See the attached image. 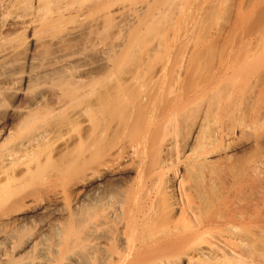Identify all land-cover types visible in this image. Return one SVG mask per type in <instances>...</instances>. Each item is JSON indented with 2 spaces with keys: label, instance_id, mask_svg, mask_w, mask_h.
Returning a JSON list of instances; mask_svg holds the SVG:
<instances>
[{
  "label": "rangeland",
  "instance_id": "rangeland-1",
  "mask_svg": "<svg viewBox=\"0 0 264 264\" xmlns=\"http://www.w3.org/2000/svg\"><path fill=\"white\" fill-rule=\"evenodd\" d=\"M177 3L181 6L177 7ZM251 41L254 44H257L256 41L264 43V0H175L174 4L173 0H0V148L4 142L6 144V139L11 146L19 140H14L17 136L23 138L25 133H28L25 137L29 135L36 123L46 124L53 118L51 124L47 122L52 127L44 125L49 131V134L46 132V145L30 144L41 148L35 147L40 150L34 151L39 155L34 154L36 157H33L29 154L33 150L25 149L29 162L37 159V163L33 161L30 165L27 158L24 160V151L21 150L23 155H17L22 161V165L18 161L22 171L17 162L8 170L10 174L12 172V182L9 183L12 186L8 184L3 191L5 196L0 201V216L7 213L11 218L4 216L7 218L3 220L5 223L0 221V264H22L27 259H33L35 249L27 246V241L50 234L55 223L67 219L66 214L80 213L76 214L80 217L81 213L89 211L91 203L88 195L97 194L104 198L120 190H129L141 198H137L142 200L140 204L143 202L141 214L145 212L142 214L145 218V215L150 216L153 224L157 223L152 230H164L167 226L180 228L185 224V216L181 213L184 201L181 198L183 190L190 189V186L194 190L186 192L191 195L193 191L192 194L197 195V198L191 196L194 203L203 191L205 197L219 208L220 204L222 207L228 205L227 202L233 206L231 209L236 210L235 205L239 210H253L258 205L263 213L264 203L259 201L263 196L259 197L256 192H247L244 201L239 203L234 202L233 190L231 197L229 193V198L225 200L216 199L224 187L223 195L227 194L223 174H220L223 180L217 174L210 182L205 162L203 171L199 164L200 172H194L197 168L193 167H197L198 162L192 157L190 162L186 154L192 152L194 156V149L207 144L206 139L209 138H213L216 148L212 139L207 145L220 151L214 154L213 150V156L208 154L211 161L206 162L210 165L214 162V168L219 164L226 165L225 149L229 151L227 154L234 152L242 158L254 153L255 135L241 133L243 125L251 123L259 125V133L264 131V99L255 100L254 93L261 88L264 90V69L259 70L257 83L252 80L255 82H250L227 104L222 112L224 118H218L217 111L212 109L208 112V120L202 121L199 106L191 105L186 122L175 127L169 123L166 109L183 91H208L204 86H210L209 79L225 69V61L231 63V58H236L238 52L240 56L246 53L245 46ZM161 43L164 45H160L162 48L158 47ZM129 47L137 48V51L136 48L133 50L134 55L137 52L135 56L140 58L139 62L136 58L137 65L132 50H127ZM126 50L132 54V66L131 62L126 67L122 66V62L121 65L118 63L125 57L122 55ZM228 50L232 52V57H227L230 61L226 58ZM256 54L261 60V53ZM140 69L143 71L139 77L135 73ZM109 78H112L110 83ZM205 79L208 80L203 81ZM223 86L219 84V87ZM247 88H251L249 93ZM216 91L225 90L219 88ZM35 118H38L37 121ZM27 119L31 122L29 125L34 124L29 126L32 127L29 131V127L26 128ZM40 123L39 126L43 125ZM218 126L227 129L222 130L221 138ZM228 131L232 132L233 137H230L233 140L238 143L243 141L241 143L245 145L237 143L236 150H229L226 147L228 144L225 145L227 139H222L223 133ZM263 134L256 135L263 137ZM215 135L219 140L214 139ZM243 135L251 137L250 142L255 143L252 145L247 140L249 138ZM202 139L206 142L202 143ZM258 141L264 144V137ZM207 145H204L206 149ZM190 146L195 148L190 149ZM7 148L10 147L6 145L2 151ZM209 148L207 152L211 151ZM183 158L186 160L183 164L189 161L188 167L193 168L188 174L185 172L190 169L186 171V163H181ZM23 164L32 166L31 172L28 168L23 174ZM90 168L99 170L98 175L103 177L97 181L100 184L70 187L80 178V172ZM16 170L19 171L16 173ZM20 172L22 174H18ZM26 172L31 173L27 179ZM20 175L24 180L17 179ZM196 188L199 193L198 190L196 193ZM63 189L68 191L63 194ZM249 194H254L255 199ZM255 195L260 198L258 201ZM212 214L215 213L208 212L204 216L209 218ZM192 217L191 221L185 219L191 224V230L180 232L178 241L176 237L168 242L160 240L158 243L161 244L153 246L157 253L152 254L153 257L146 255L138 264H164L159 262L162 260L166 261L165 264H252L250 260L245 261L247 258L239 248L236 249L235 245L230 247L236 239L230 243L226 236L221 235L222 230L210 228L213 233L207 228L205 235L201 231L195 232L193 214ZM109 229L112 232L107 230L105 234L109 248L123 252L125 244L120 240L116 226L113 224ZM203 237L206 240L203 241ZM169 247H172L170 252ZM234 257L242 260L235 258L233 262ZM90 260L92 264H97L95 259Z\"/></svg>",
  "mask_w": 264,
  "mask_h": 264
},
{
  "label": "bare ground",
  "instance_id": "bare-ground-1",
  "mask_svg": "<svg viewBox=\"0 0 264 264\" xmlns=\"http://www.w3.org/2000/svg\"><path fill=\"white\" fill-rule=\"evenodd\" d=\"M174 2H175V0H173V4H174ZM176 6L180 7L181 4L177 3ZM163 18H164V16H163ZM136 42H137V40H136ZM256 42H257V44H254V42L251 41L245 46L246 51H247L246 53L245 52L241 53L242 49L239 48L242 57L240 56V54L238 52L236 58H235V56H233L234 58H231L232 52L230 51V53H229V50L227 52L225 51L227 53L226 58L229 57L228 55H231L230 58L232 60L227 58V60H229V61L231 60L230 61L231 63H229L228 61L227 62L225 61L226 63L224 62V64L225 65L227 64L226 65L227 68L225 67V69L219 75H216V77H212L211 80L209 79L208 85L210 84V86H208V87H207V85L204 86V89H209L208 91H185V92L183 91V92H181V94L183 93L182 96H180L181 94L178 95L180 97V99L178 96H176L172 100L174 102H172V104H169L168 108H166L167 114H168V120H169V123L171 124V126H175V127L178 126L179 127V125H183V123L186 122V120L188 118L187 112H188L189 108H191V105L192 106H196V105L199 106L198 112L201 115L200 118L202 121L208 120V118H209L208 112H210L212 109H215L217 111L216 115L218 116V118H224L222 112L225 110V107L227 106V104H229L232 101V99L235 95H238V92L244 91V88L247 87V85L250 84V82H252V80L255 79L256 83H257V79H258L257 75L260 72L259 70L264 69V43L258 42V41H256ZM162 44L163 43L159 44L158 47L162 48L161 46H164ZM133 46H135V45H133ZM227 46L228 45H225V48L229 49V47H227ZM155 47H157V45H155ZM132 48L129 47L127 50H132V53H133V50L136 47L133 49ZM160 48H157V49H160ZM127 50L124 52L125 54L123 53V55H122V56L125 55V57H123L121 59L122 61L118 62V63H120V65L122 62V66L125 65V67L130 62H131V66L134 64L133 60L132 61L130 60L132 54L129 51L127 52ZM135 50L137 51V48ZM216 50H217V48H216ZM256 52L261 53V55H262L261 60L258 58ZM136 53H135V55H136ZM223 54H225V53H223ZM135 55L133 53L132 57L135 58V65H137L138 63H136V58L138 59V57ZM138 55H140V54H138ZM239 57H241V58H239ZM139 60H140V58L138 59L137 62H139ZM132 62H133V64H132ZM118 63H117V65H118ZM123 63H125V64H123ZM228 64H230V65H228ZM129 65H127V66H129ZM120 69H121V67H120ZM141 70L143 71V69H140V71L135 73V75L137 74V76L140 77L141 73H142ZM119 74H121V73H119ZM137 76H133V77H137ZM111 79L109 80L108 83H110V81H112ZM134 79H137V78H134ZM206 80H208V79H205L203 81H206ZM253 82H255V81H253ZM253 82L251 84H253ZM204 83L207 84V82H204ZM256 83H255V85H256ZM219 84L224 85V86L219 87ZM219 88H224L225 91H216ZM250 90H251V88H250ZM250 90L248 89L246 91H248V93H249ZM261 90H262V88L260 89V91L254 92L256 94V95L254 94L255 100L264 99V90H262V91ZM251 92H253V91H251ZM169 93L171 95L173 94V92H171V91ZM179 93H180V91H179ZM177 94H178V91H177ZM218 94L220 95V97L218 96ZM251 94L253 96V93H251ZM171 95H170V97H171ZM168 98H169V96H168ZM175 100H178V101L175 102ZM169 101L170 100H168V102ZM70 102H72V101L70 100ZM73 102H76V101L73 100ZM70 105H71V103L69 104V106ZM73 105H72V107H73ZM74 106H75V109L78 108L76 105H74ZM72 107H70V108H72ZM72 109L74 110V108H72ZM73 110H72V112H73ZM78 110H79V108H78ZM199 113H197V114H199ZM42 116H41V118L43 119L44 116L43 117ZM37 119H36V121H37ZM45 119L46 118H44V120ZM198 119H199V117H198ZM47 120L48 119H46V121ZM49 120L51 122H49V121H47V122L51 124L53 118H52V120L51 119H49ZM32 121L36 122L35 120H32ZM222 121L220 123H222ZM26 122H28V119ZM47 122H46V124H43L42 122L41 123L38 122V123H36L37 124L36 127H33L34 124L29 125L31 122L26 123L28 125V126L26 125L27 126L26 128H28L29 126H32L34 128L33 129L32 127H29L28 131L31 130V128H32V130L29 132V135H27L25 137V135L28 133L24 132L25 134L23 135L24 136L23 138H21L22 136L20 135L21 139L19 138V136H17L15 139L12 137L14 140H16V139H19V140H16V142L13 144L11 143L12 144L11 146L9 145L10 143L7 144L8 143L7 141H9V140L6 139L5 140L6 144L4 142L3 147L6 148V145H7V147H10V148L5 149L4 151H2L3 147L0 148V150H1L0 180L2 179L1 180L2 183H0V201L2 199V196H5L3 194V191L8 186V184L12 182L11 181L12 172L10 174L9 173L10 171L8 172V170H10V168L13 167V165L16 162H17V166L22 165L21 164L22 161L21 162L19 161V160H21V158H20V156H18L19 154L20 155L22 154L20 151L21 150L24 151V157H25V153H26L25 149L26 148L29 151L33 150L32 151L33 153L29 152L28 150L27 151L29 152V154L30 153L33 154V157H34L35 156L34 154H36V156L39 155L36 152H39L40 150L37 151L38 149H35V147H37V146L34 147L30 144L41 143V147L43 144H44L43 146L46 145L44 142H45V138L47 136L46 132L48 131V129L46 130L44 125H46L47 128H48V125H50ZM39 123L43 124V125L39 126L38 125ZM55 124L58 125L57 121L55 122ZM56 125L54 127H56ZM50 127H52V126L50 125ZM217 129L220 130L221 128H219V126H218ZM224 129H226V128H224ZM224 129L222 127L221 132L219 130H217L220 132V133L218 132L220 134V135L218 134L220 136V138L222 135L221 133L224 131ZM216 130H215V133L217 135ZM228 130H230V128ZM231 131H232V129H231ZM231 131L230 132L228 131V133L224 132L225 134L223 133L222 139H227V143H225V145L228 144L226 147L229 150L232 148H233V150L234 149L236 150V148H238V147H236V144L238 142H236L235 139H234L235 140L234 141L231 138V137H233V135L231 136L233 131L232 132ZM261 131L264 132L263 130H261ZM262 132L259 133V125L256 123L246 124L245 126L243 125V129H242L241 134H247V135H250L252 137H254L253 135H255L254 140L256 142V148H255L256 150L254 149L255 151H254V153H252L250 155L251 157L250 156L247 158H242V156L237 157V155L234 152H233V154L229 155L231 152L227 154V152H229V151L226 152V149H225L224 152L226 153L225 155H227V156L224 155V157H226L228 161L230 159H232L231 162L227 161L226 165L223 163L224 165L222 164V166H220V164H219V166L217 168H214L215 167V166L213 167L214 162L211 163L212 165H210V163H207L208 160L211 161V159L209 158L210 155H208V154H211V155L213 153L216 154V151L218 149H215L216 144H215V141L213 140V138H211L213 140L212 143L214 142L215 145L214 144H212V145H214L215 148H213L214 146H208L207 145L209 143L208 140H211L209 138V139H206L207 144L203 143V142H206L204 139H202V140H204V141H202V143H203V146L204 145L208 146L207 149H210L209 147H211V151L209 150V152H207L208 150L205 148V146L203 147V146L198 145L199 143H201V142H199L197 144L198 147L200 146L199 148H197V147L195 148L193 146H192L193 148H191V146H190V149L195 148L194 152H193L194 156H195V154H197V151L200 154L198 153V155H196L194 157V156H192V152L188 151L190 154L189 153L186 154L187 158H186V156H184V158L188 159L189 161L192 158H193L192 160H194V158H195V162H198L197 167H193V168H197V169H194V172H198L199 171L198 169H200L201 166H202V171H203V163L205 162L204 164H206V165H204V166H206V168H207L206 172H209L208 174H209L210 182L213 180V176H215L217 174H219V176H220V174H223V176L225 178V183L227 184L226 191H225V192H227V194L225 193V195H223L225 187L224 188L222 187L223 188L221 191L222 193H220L221 195H219V196L217 195L216 199L225 200L226 197L229 198V193H231V195H230V197H231L232 196L231 191L233 190V196L235 197L234 202L239 203L240 201H244L243 197H245L247 192L250 191V193L256 192L257 195L259 194V197L262 194L263 197L261 199L257 198L256 195H255V197L257 198L256 199L257 201L260 199L259 201L262 200L261 202L264 203V144H261V142L258 141V140H260V138L262 139L264 137V134H263V137H260ZM257 133L260 136L256 135ZM48 134H49V131H48ZM251 134H253V135H251ZM216 135H215L214 139L216 138V141H217L218 135L217 136ZM11 136H12V134H10L9 137L11 138ZM198 137H200V136L198 135ZM244 137H247V136H244ZM196 138H194V141L196 140ZM247 138H249V137H247ZM256 138H259V139L257 140ZM47 139H49V138H47ZM250 139H251V137L247 140L250 142ZM11 141H13V140H10V142ZM239 141H241V140H239ZM46 142H47V144H49V140H46ZM241 142H243V141H241ZM241 142H239V143H241ZM249 142L247 144H249ZM255 142H252L251 144L253 145ZM218 143L220 144L221 142H218ZM239 145H237V146H239ZM241 145L244 146L245 144L241 143ZM29 146H32L31 147L32 149ZM201 147H203L205 149H202ZM234 147H236V148H234ZM240 147H242V146H240ZM254 147H255V145H254ZM37 148L41 149L39 146ZM197 149L201 150L203 153ZM35 150H36V152H34ZM45 150L46 149H44L43 151H45ZM134 150H135V148H134ZM213 150H215V151L212 153ZM221 150H224V149L221 148ZM219 153H220V151H219ZM33 157L31 156V159ZM26 158H27V162H29L28 159H30V157L28 158V155H27L24 158V160ZM184 158H183V160H181L182 164L185 160ZM207 158H209V159H207ZM228 158H230V159H228ZM18 161L20 162L21 165L18 164ZM33 161L36 162L38 160L37 159L31 160V162H29V164L32 165ZM189 161H187L188 163L185 162L186 163V164L184 163L185 165L183 164L184 166L187 165L186 171H188V168L190 169V167H188V166H190L189 163L191 161L190 162ZM222 161H224V160H222ZM192 163L194 164V162H192ZM24 164L28 165L27 163H24ZM24 164H23V167L25 168L26 166H24ZM193 164H192V166L195 165V164L194 165ZM199 164H201V166ZM198 165L200 166V168H198ZM30 167H32V166H29V167L27 166L25 169L23 168V174H24V171L28 170V168H29V171L31 172ZM14 168L18 169L16 166H14ZM193 168H191V169H193ZM20 169L22 171V166ZM90 169H88V170L85 169V171L80 172L79 173L80 178L77 180V182L75 181L73 184H71L70 187L74 188V186L77 184L82 185V187H88L94 183L100 184L97 181H101L103 179V177H100V175H98L99 170L96 171L94 168H92L91 170ZM182 169H185V168L183 167ZM191 169L188 172H185V171L184 172L188 174L190 171H192ZM195 170H197V171H195ZM18 171L19 170H16V173ZM18 174H22V173L20 172ZM30 174L27 173L28 176L26 177V175H25V177H26L25 179H27L30 176ZM20 176H21V178H20ZM20 176L17 177V179L18 178L20 179L19 181H21V179L23 178V175H20ZM223 176H220L221 180H223L222 179ZM15 178H16V175H15ZM183 179H185V178H183ZM183 179H182V181H184ZM22 180H24V179H22ZM17 182H18V180H17ZM222 182L224 183V181H222ZM182 183H184L183 185H185V182H182ZM9 185L12 186V184H9ZM153 185H156V184H153ZM184 187L186 188V186H184ZM191 187L192 186H190V189L187 187L189 190L188 189L183 190L184 194L182 193V197L184 198V200H183V198H181L182 201H184L182 203L181 213L183 212V215L185 216V218H183L184 219L183 222H185V224L180 228L177 227L178 229L174 228V227L169 228L170 226H167V228H168V229L166 228L167 230L166 229H164V230L163 229L162 230H157V229L152 230V228H155L154 224H157V223L153 224V222L151 220L152 218L150 216L145 215L147 217V218H145L144 215H142V214H145V212L141 214V210H142L141 208L143 207V206L141 207V204L143 202L140 204L139 202H141L142 200H137L138 197H136L135 194H132L129 190H120L116 194L108 195V196H105L104 198L98 197L97 194L88 195L87 199L91 203L90 208H88L89 211L86 210L85 213H81L80 217L77 216L80 213L79 214H77V213L66 214L65 213L66 215H68L67 219H65V221L62 220L60 222L55 223L52 226L53 228H52V231L50 234L40 235L37 238V240H35V241H32L33 239L31 240V238L29 237L30 240H28L26 244H27V246L28 245L30 247L32 246V248L35 249V251H33L35 253V257L33 259H27L22 264H92V261L90 260L91 258L95 259L97 264H138L140 262H143V260L146 258L145 257L146 255L152 256V254L157 253V251H155L153 249L154 248L153 246L156 243H157V245L161 244V243H158L160 240L162 241L164 239L168 242V241H171V239L175 238V237L177 240V236L180 234V232H184V231L186 232V230H191L192 229L191 224L189 222H187V220H185V219L187 218V219H190L189 221H191L193 219L192 214L194 216V222H195V223H193L194 225L193 224L192 225L195 226V228H196L195 232L201 231L204 234L208 230L207 228L210 229V228L215 227L216 230L220 229V230H222L221 235H223V237L226 236L225 237L226 240L230 241V243L234 239L238 240V241L235 240L236 242L235 241L232 242V243L235 242L237 245L235 243L234 244L231 243L230 247L235 245L236 249L239 248L240 252H242L244 254V256L247 258V260H245V261L250 260V263H252V264H264V212L261 213V210H259V208L257 207L258 205L256 207L254 205L255 208L253 210L252 209L243 210V208L239 210V208L236 207V205H235L234 208H237V210H236V209H231V208H233V206L232 205L229 206V203L227 202L226 204H228V205L224 204V207H222L223 205L220 204V208H219L218 206H216L213 203V201L211 199L208 200V197L207 198L205 197V195L203 194V191L200 192L201 193L200 194L198 188H196V190H195L196 193H197V190L199 193L198 200H197V202L195 201V203H194L193 197L191 198L192 195L194 196V194H192L193 191H192L191 195L188 192H186V191L194 190V188H191ZM181 188H183V187L181 186ZM11 189H13V187ZM6 191L8 192V190H6ZM65 191H68V189H66V190L63 189V191H61V193L64 194ZM63 194H61V195H63ZM249 195H252V194H249ZM252 196L254 198V194ZM252 196H251V198H252ZM194 197L197 198V195H195ZM210 198H211V196H210ZM138 199H141V198H138ZM256 200H255V204L257 203ZM149 201H151V199ZM248 201H250V200H248ZM222 203H224V201ZM251 203L254 204V202H251ZM145 204L148 205V203H145ZM149 204H150V202H149ZM253 204H251V205H253ZM241 205H243V204H241ZM251 205H250V208H251ZM263 206H264V204H263ZM244 207H245V205H244ZM228 209L230 210V212L228 211ZM64 210L66 211V209H64ZM62 212H64V211H62ZM208 212H214L215 214H212V216L210 215L211 217H209V218L205 217L204 215H206ZM2 215H4V214H2ZM9 215L10 214L6 213V215H4V216L9 217V219H10L11 215L10 216ZM180 215H182V214H180ZM4 216H0V221L7 219ZM166 222H168V220ZM169 222H171V221H169ZM3 223H5V222L3 221ZM113 224L116 226V229L118 230V236H119L120 240L125 244V248H124L123 252H119L117 250L110 249L109 248V240L106 238L107 236L105 237V234H107V232H108L107 230H110L109 227H111ZM158 224H160V223H158ZM174 224H172V225H174ZM164 225H162L163 228H164ZM157 227H158V225H157ZM215 228H214V231H216ZM210 231H212V230L210 229ZM109 232H112V231L110 230ZM216 233H215V235H217ZM109 234H111V233H109ZM183 234H185V233H183ZM183 234L181 236L184 237ZM188 235H189V232H188ZM111 236H112V234H111ZM185 237L187 238V236H185ZM119 238H117V239L119 240ZM111 240H113V238ZM204 240H206L205 237H203V241ZM173 243L175 244V241ZM228 243L229 242H227V244ZM165 248H166V245H165ZM155 249H157V246H155ZM169 249L171 251L172 247H169L168 251H169ZM176 250H177V247H176ZM240 252H238V253L240 254ZM242 256L243 255H240V257H242ZM240 257H238V258L242 260L243 257L242 258H240ZM235 258L236 257H234V259L231 258L233 262L236 259H238V258H236V259ZM241 260H239V261H241ZM164 261L165 260H162L159 262H163L165 264L166 261L165 262ZM168 262H169V260H168ZM240 263L243 264L242 262H240ZM245 263L247 264V262H245Z\"/></svg>",
  "mask_w": 264,
  "mask_h": 264
}]
</instances>
